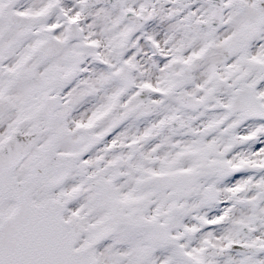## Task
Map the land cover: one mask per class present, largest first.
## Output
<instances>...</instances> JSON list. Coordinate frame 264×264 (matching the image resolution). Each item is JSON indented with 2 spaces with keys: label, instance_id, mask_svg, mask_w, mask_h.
<instances>
[{
  "label": "snow or ice",
  "instance_id": "snow-or-ice-1",
  "mask_svg": "<svg viewBox=\"0 0 264 264\" xmlns=\"http://www.w3.org/2000/svg\"><path fill=\"white\" fill-rule=\"evenodd\" d=\"M0 264H264V0H0Z\"/></svg>",
  "mask_w": 264,
  "mask_h": 264
}]
</instances>
